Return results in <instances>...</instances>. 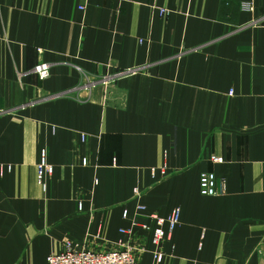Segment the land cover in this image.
<instances>
[{
	"label": "crops",
	"instance_id": "obj_1",
	"mask_svg": "<svg viewBox=\"0 0 264 264\" xmlns=\"http://www.w3.org/2000/svg\"><path fill=\"white\" fill-rule=\"evenodd\" d=\"M138 202L182 210L158 264H264V0H0V264L116 248Z\"/></svg>",
	"mask_w": 264,
	"mask_h": 264
},
{
	"label": "built area",
	"instance_id": "obj_2",
	"mask_svg": "<svg viewBox=\"0 0 264 264\" xmlns=\"http://www.w3.org/2000/svg\"><path fill=\"white\" fill-rule=\"evenodd\" d=\"M244 10H251L250 3L243 4ZM84 9V7H81ZM162 15L168 14L166 9L161 10ZM33 72L38 75L41 80H46L51 76V65L49 63H40L36 65ZM108 79L103 77L99 80L105 82ZM90 81L89 85L83 88L93 86ZM86 87V88H87ZM85 140L86 136H81ZM213 162H219L220 159L212 156ZM82 163L87 165L88 159L83 158ZM54 173V166L49 161V153L47 148H41L39 151V160L37 164V182L44 190L47 189L48 178ZM199 188L201 195L205 197H214L222 194L226 189V181L217 177L213 172L205 171L200 174ZM135 199H139L142 195L139 189H135ZM82 210V203L78 204ZM130 212L126 207L123 211V217L129 218ZM145 217V221H139L140 217ZM182 210L175 207L168 215L161 216L157 212H149L145 204L138 202L136 213L132 219L130 227L121 228L120 233L127 236V241L117 243V247L99 251L82 247L79 244H73L66 241L62 250L49 254L47 264H139V256L145 252L151 251L156 264L162 263L166 253L164 245L171 240L176 228L181 223ZM145 234H149V242L153 246L152 250L147 247L144 242Z\"/></svg>",
	"mask_w": 264,
	"mask_h": 264
},
{
	"label": "rangeland",
	"instance_id": "obj_3",
	"mask_svg": "<svg viewBox=\"0 0 264 264\" xmlns=\"http://www.w3.org/2000/svg\"><path fill=\"white\" fill-rule=\"evenodd\" d=\"M108 81V80H107ZM84 82H86L85 84H81V85H79L78 86V88L77 89H75L73 92H71V93H69V92H65V94H63V95H66V94H68V95H73L74 97H79V98H81V97H83L84 95H86L85 93H87V91H89L88 93H90V91H91V89H93V88H91V87H85V88H83L85 85H87V83H90V81H86V80H84ZM106 82V81H105ZM89 85V84H88ZM82 91H86V92H82ZM71 97V96H70ZM38 183V182H37ZM41 188L43 189V187L41 186ZM44 190V189H43ZM45 191V190H44ZM118 248V247H117ZM99 251H105V250H99Z\"/></svg>",
	"mask_w": 264,
	"mask_h": 264
}]
</instances>
